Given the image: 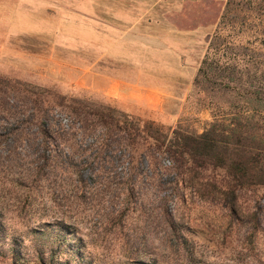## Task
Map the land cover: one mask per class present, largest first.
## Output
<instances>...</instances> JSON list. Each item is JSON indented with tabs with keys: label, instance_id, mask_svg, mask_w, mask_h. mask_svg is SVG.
<instances>
[{
	"label": "rangeland",
	"instance_id": "rangeland-1",
	"mask_svg": "<svg viewBox=\"0 0 264 264\" xmlns=\"http://www.w3.org/2000/svg\"><path fill=\"white\" fill-rule=\"evenodd\" d=\"M224 1L0 0V264H264V187L228 222L164 159L99 151L66 115L200 133L192 81Z\"/></svg>",
	"mask_w": 264,
	"mask_h": 264
},
{
	"label": "trees",
	"instance_id": "trees-1",
	"mask_svg": "<svg viewBox=\"0 0 264 264\" xmlns=\"http://www.w3.org/2000/svg\"><path fill=\"white\" fill-rule=\"evenodd\" d=\"M192 85L211 115L200 133L163 131L152 121L81 101L68 105L66 115L82 131L100 130L99 151L116 136L129 162L139 152L147 162L164 159L175 184L221 207L230 222L242 194L264 187V0L224 1Z\"/></svg>",
	"mask_w": 264,
	"mask_h": 264
}]
</instances>
